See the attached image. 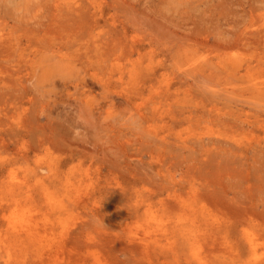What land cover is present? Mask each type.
Here are the masks:
<instances>
[{"label":"rangeland","instance_id":"1","mask_svg":"<svg viewBox=\"0 0 264 264\" xmlns=\"http://www.w3.org/2000/svg\"><path fill=\"white\" fill-rule=\"evenodd\" d=\"M165 1L0 0V264H264V0Z\"/></svg>","mask_w":264,"mask_h":264},{"label":"bare ground","instance_id":"2","mask_svg":"<svg viewBox=\"0 0 264 264\" xmlns=\"http://www.w3.org/2000/svg\"><path fill=\"white\" fill-rule=\"evenodd\" d=\"M165 3H167V5H169V6H174V5H176L175 7L177 8H180L181 6H182V2H180V0H167V1H165ZM169 8V7H168ZM177 8V9H178ZM246 39H248L249 40V38H247L246 37ZM239 40V44L241 45L242 43V45H244V42H245V39L244 38H239L238 39ZM254 42H260L259 40H256V41H254ZM239 44H237V45H239ZM223 47L224 46H221V47H219L220 48V50H222L223 49ZM232 69H234V68H232Z\"/></svg>","mask_w":264,"mask_h":264}]
</instances>
